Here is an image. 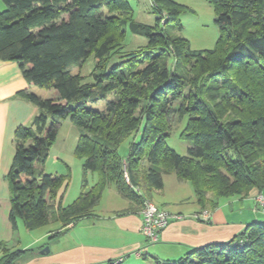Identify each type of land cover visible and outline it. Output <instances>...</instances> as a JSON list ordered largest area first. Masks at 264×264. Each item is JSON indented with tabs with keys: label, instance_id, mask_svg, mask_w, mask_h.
<instances>
[{
	"label": "trees",
	"instance_id": "1",
	"mask_svg": "<svg viewBox=\"0 0 264 264\" xmlns=\"http://www.w3.org/2000/svg\"><path fill=\"white\" fill-rule=\"evenodd\" d=\"M3 1L0 59L17 62L30 84L57 92H18L39 112L14 134L7 177L15 231L19 219L29 230L54 219L60 227L49 238L56 237L94 215L109 185L133 202L132 209L143 206L163 190L167 173L191 182L202 209L264 190V0H208L220 35L205 49L169 31L182 32V14L192 11L177 0H152L155 24L137 20L129 0ZM127 30L147 42L126 50ZM91 56L95 66L87 76L82 67ZM101 101L105 107L93 106ZM67 117L80 128L75 153L85 175L78 197L63 205L69 175L37 174L35 164L45 163ZM185 118L180 137L191 145L180 154L167 138ZM88 171L97 175L93 184ZM28 251L35 250L2 242L0 264H15ZM152 264H264V220L227 241Z\"/></svg>",
	"mask_w": 264,
	"mask_h": 264
},
{
	"label": "crops",
	"instance_id": "2",
	"mask_svg": "<svg viewBox=\"0 0 264 264\" xmlns=\"http://www.w3.org/2000/svg\"><path fill=\"white\" fill-rule=\"evenodd\" d=\"M41 89L25 79L17 62L0 59V243L7 242L13 250L27 249L48 237L49 241L38 245V249L50 245L48 253L42 254L34 249L23 253L15 264H97L121 258L122 264H152L154 258L175 261L193 247L227 241L248 223L264 220V207L257 200L264 190L258 188L246 196L222 198L217 207L208 208L211 212L208 220L195 219L190 214L203 209L197 202L193 185L179 179L175 173H167L163 190L154 192L152 200L160 207L186 216L172 220L160 232L157 241H149L142 233L143 206L134 204L132 209L133 202L119 193L114 185H109L94 209L95 215L83 218L56 237L49 238L60 227L56 222L58 224L52 231L35 235L33 241L19 248L21 240L10 220L7 174L16 151L15 130L21 124H31L39 108L18 92L30 90L48 97L41 93ZM50 93L51 96L57 95L56 91ZM169 189L173 196L172 193L168 196ZM105 195L109 201L98 209Z\"/></svg>",
	"mask_w": 264,
	"mask_h": 264
},
{
	"label": "rangeland",
	"instance_id": "3",
	"mask_svg": "<svg viewBox=\"0 0 264 264\" xmlns=\"http://www.w3.org/2000/svg\"><path fill=\"white\" fill-rule=\"evenodd\" d=\"M129 1L134 10V16L137 20L146 24H155L156 14L153 12L154 7L152 0ZM177 1L189 6L192 8V11H187L182 14L181 19L184 26L182 32L171 28V26L168 27L169 31L173 34H182L183 36L187 37L191 42L192 48L205 49L214 47L220 35V28L215 22V10L213 5L208 0ZM4 9H6V4L3 0H0V12H2ZM146 42L147 38L145 36L134 34L132 31L127 30V36L125 40L126 50L136 49L139 46L144 45ZM112 61L116 62L117 57H114ZM94 66L95 59L93 56H91L82 67V73L88 76L94 69ZM74 71H78V68H74ZM53 91L55 90L52 89V91H49L44 88L41 89V93L47 95L48 97H52L50 92ZM93 106L101 109L105 107V102L101 101L97 104H93ZM186 121L187 118L183 119L180 124H176L171 135L167 138L168 145L177 150L180 154H188V147L191 145L190 141L180 137V132L185 126ZM80 133V128L77 127L69 117L63 118L58 128L57 138L50 147L47 160L44 164H35V170L37 174L43 170L46 173L69 175V185L62 199L63 205L70 204L76 197H78L82 189V181L85 175L83 160L75 153ZM129 142L130 139H127L121 146V152L123 154L127 152ZM86 174L90 184H93L97 179L96 173L88 171ZM180 191H183V188ZM169 193H172L173 196L172 190L169 189L168 196ZM261 194L263 193H260L257 197L259 203L261 202ZM107 201H109L107 195L103 196L102 203L97 208L102 209L106 205ZM57 224L58 223L52 219L51 222L44 227L29 230L25 227L23 220L19 219L18 230L16 231L17 238L21 240V245L19 248H22L24 244L33 241L35 235L37 236L45 234L48 230L50 231L56 227ZM48 241V237H45L42 242L37 243L35 246H33V248L39 252L42 249H38V245L45 244ZM46 246L50 247L48 244Z\"/></svg>",
	"mask_w": 264,
	"mask_h": 264
},
{
	"label": "built area",
	"instance_id": "4",
	"mask_svg": "<svg viewBox=\"0 0 264 264\" xmlns=\"http://www.w3.org/2000/svg\"><path fill=\"white\" fill-rule=\"evenodd\" d=\"M260 204L264 207V194L260 195ZM210 209L205 208L201 211L190 214L195 219L208 220ZM143 223L142 233L151 241H157L160 232L168 226L172 220L182 219L186 215L172 212L166 208L158 206L153 200L147 199L142 207ZM122 259V258H121ZM119 259V260H121Z\"/></svg>",
	"mask_w": 264,
	"mask_h": 264
},
{
	"label": "water",
	"instance_id": "5",
	"mask_svg": "<svg viewBox=\"0 0 264 264\" xmlns=\"http://www.w3.org/2000/svg\"><path fill=\"white\" fill-rule=\"evenodd\" d=\"M49 251H50L49 246H46L45 248H43V249L41 250V253L44 254V253H48Z\"/></svg>",
	"mask_w": 264,
	"mask_h": 264
}]
</instances>
